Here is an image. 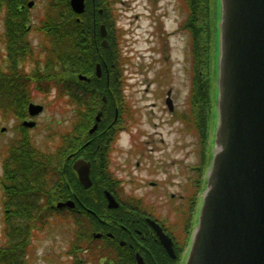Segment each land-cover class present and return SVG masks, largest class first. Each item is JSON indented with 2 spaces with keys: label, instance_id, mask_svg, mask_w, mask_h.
Wrapping results in <instances>:
<instances>
[{
  "label": "flooded vegetation",
  "instance_id": "1",
  "mask_svg": "<svg viewBox=\"0 0 264 264\" xmlns=\"http://www.w3.org/2000/svg\"><path fill=\"white\" fill-rule=\"evenodd\" d=\"M150 1L152 7H146V14L143 10L141 16L125 19L128 27L139 18L147 20L153 29L152 37L162 36L166 45L182 34L188 38L185 43L187 63L192 59L195 50L192 39L198 38V32L204 31L209 45L214 43V0L207 17L195 13L192 0H180L179 5L184 9L180 23L176 22L179 11L174 7L175 1ZM42 2L0 0V122L12 124L1 130L6 145L0 146V264H32L34 261L63 264L65 257L60 238L63 233L54 230L59 222L74 223L84 217L79 207L81 203L95 210L97 205L101 207L96 218L88 216L92 219L89 226L96 232L86 241L90 248L86 260L89 264H185L206 190L210 158L207 98L197 103L203 111L194 112L190 93L188 101L179 106L175 104L171 89L166 92L156 89L159 113H155L156 103L151 108L140 109L127 95L132 88L122 87V102L113 105L115 118L107 123L104 120L93 138L85 141V146L93 143L88 153L94 163L97 157L100 160L94 173L102 171L105 181L87 199L81 200L78 178L71 175L70 170V160L74 163L79 158L86 159L79 150L82 136L85 138L86 123L82 127L79 124L78 86L74 89L76 99L72 105V144L67 140L65 149L63 134L58 141H53L58 138L55 134L48 137V145L39 149L38 141L31 135L51 105L47 102L48 96L56 95V107L64 105L60 101L63 86L60 63L48 55V17L46 10H42ZM44 7L47 9L46 5ZM171 18L177 29L174 27L170 31L166 30V20ZM137 30L127 27L121 30L122 48L125 39L127 49L131 47L128 39H134ZM55 33L56 30L50 35L53 37ZM142 38L143 35L137 34V39ZM121 54L126 60L124 49ZM70 75L68 73V80ZM122 77L129 80L124 71ZM31 105L41 106L43 111L32 113ZM160 113L168 115L167 121ZM197 113L202 120L193 117ZM154 114L158 116L159 125L179 126L183 144L177 150L180 147L185 151L190 149L188 157L170 159L172 150L163 134L142 130L147 116ZM156 128L159 126L154 124V130ZM191 128L195 133L191 134ZM188 139L194 144L190 145ZM115 173L123 175L117 177ZM150 177L156 180L151 182ZM107 194L118 202V209L108 208ZM71 201L75 203L72 209L60 206ZM78 241L75 240L76 250L67 256V264H79ZM68 245H73L72 238Z\"/></svg>",
  "mask_w": 264,
  "mask_h": 264
},
{
  "label": "water",
  "instance_id": "2",
  "mask_svg": "<svg viewBox=\"0 0 264 264\" xmlns=\"http://www.w3.org/2000/svg\"><path fill=\"white\" fill-rule=\"evenodd\" d=\"M219 29L215 150L186 264H264V0H220ZM74 169L89 189L91 165Z\"/></svg>",
  "mask_w": 264,
  "mask_h": 264
},
{
  "label": "rangeland",
  "instance_id": "3",
  "mask_svg": "<svg viewBox=\"0 0 264 264\" xmlns=\"http://www.w3.org/2000/svg\"><path fill=\"white\" fill-rule=\"evenodd\" d=\"M174 1H175L174 7L179 11V18L176 20V22L180 23V18H183L182 12L184 11V9L183 6L181 7L179 5L181 4L180 0H172V3ZM212 1L213 0H192V4L195 7V13L199 15L203 13V15L207 17L208 14L211 13L209 11ZM214 1L216 2V0ZM108 2L110 4L109 13L112 15V18L114 20L116 36L119 34L120 37H122L121 30L125 29V27H127L128 30H130L131 28L134 30L138 29L137 31H135V33L138 32L137 34H139L140 36L143 35L142 39H137V34L134 39L130 37L128 39V43L131 46L129 49H127L126 39L123 40L124 48H122V39L116 37V41L119 45V48L121 50L124 49V52L126 53V55H124L126 57V62L132 60L130 61V64L128 63L126 65L127 68L124 67V75H126V77L129 78L128 82L132 88L129 90L127 94L128 96H130L131 99L130 101L133 102L135 106H137L140 109L151 108V105L156 103L157 105L154 108V110L155 113H159L158 101L155 100L157 91L155 90L164 89L166 92L169 89H171L174 93L173 98L176 105L179 104V106H182L180 104H185L186 101H188L187 100L188 97L191 96L193 102V104H191V108L196 109V111L198 112L199 106L195 102V97L192 98L191 91L193 90L195 86L194 84L196 83L197 79L202 80L200 82V86L202 85L203 87L206 86L205 80L202 77L198 76L199 73H202L204 71L202 69L204 65L202 62L200 63V61L198 60L197 54L194 59L190 60V63H187L185 61V51H186L185 43H188V38L183 37L182 34L181 37H178L176 35L170 40L169 43H167L168 45H166L164 44V42L167 41L163 42L162 36L159 39L155 38L156 40L152 37L153 29L150 27V22L142 18L134 20L135 24L130 25L128 27V22L125 23V19L126 18L128 19V17L134 18L135 16H137V14L138 16H141L144 11L146 14V10H147L146 7H152L153 2H151L150 0H145V1L108 0ZM42 3L44 4L42 5V10L43 11L46 10L47 17L51 21L49 26H52V31L55 30L59 31L58 28L61 27L58 22L59 18L51 19L50 13L55 17L59 15H64L63 14L64 11H62L63 10L62 6L56 9L54 8L56 6L55 3L50 0H43ZM45 5L47 6V9H45L44 7ZM49 9L52 11L50 12ZM186 15L188 14L186 13L185 17ZM212 19H215L214 14L212 15ZM129 22L132 23V21ZM174 27L177 29V24L176 25L174 24L172 18L169 21L166 20V30L171 31L173 30ZM203 38L206 39L205 35H203ZM54 40L51 39L48 41L50 48L49 49L50 58H53L55 53L63 52V46L60 44L59 41H54ZM194 40L195 37H193L192 41L194 42ZM200 41L201 40H199V38H196V41L194 42L196 48L199 45ZM64 45H66V43ZM150 50H152L153 52H149ZM146 89H148V92H145ZM55 96H56L55 94H52L50 98L48 97L47 102L51 105L47 109L44 117L39 122L40 124L39 127L34 132L31 133V135H33L35 139L38 141L39 149L48 145L50 142L49 138H52L53 135L56 134L58 136V138L54 139L53 141H58L59 136H61L62 134H67L72 129V121L74 119L72 106L68 104L67 100H65L62 108L56 107L54 104ZM39 99H41V97H39ZM154 110H151L150 112H154ZM193 111L195 112V110ZM160 116H162V118L165 121H167V118H169L168 115H161V113ZM194 116L196 115L194 114ZM58 123H62V124L58 125ZM154 124H157L159 128H156V130H154ZM159 124L160 121H158V116L156 114H154L152 117L147 116L145 124L142 126V130L148 131L150 132V134H154L157 131L163 134L169 146V149L172 150V153L169 154L170 159L181 160L185 156L188 157L189 154H187V152L190 149H187L185 151L182 149V147H180L177 150V147L182 146L183 144V142H181L182 137L180 136L178 131L179 126L175 125L170 127L168 125L162 126ZM11 125H12L11 123H6L3 121L0 122V146L6 145V138L1 137L2 128H7L8 126ZM192 133L195 132L194 131L192 132V128H191V134ZM188 141L191 142L190 145L194 144L191 140L188 139ZM193 160H195L194 156L191 157V161ZM118 171L120 172V170ZM170 174L172 173L170 172ZM115 175L117 177H121V175L123 174L115 173ZM143 175L146 176L147 174L144 173ZM154 180H156V178L150 177L149 181L152 182ZM58 224L59 225L54 231H61L63 233V235H60V238H62L63 240V249L68 248L67 238L69 239L71 238L72 231H76V232L87 231V229H82V227L78 224L73 225L72 221L65 220L63 222H59ZM48 227L50 229V226ZM33 264H44V263L35 262Z\"/></svg>",
  "mask_w": 264,
  "mask_h": 264
},
{
  "label": "trees",
  "instance_id": "4",
  "mask_svg": "<svg viewBox=\"0 0 264 264\" xmlns=\"http://www.w3.org/2000/svg\"><path fill=\"white\" fill-rule=\"evenodd\" d=\"M59 0H54L57 4ZM61 6L64 11L62 15V35L61 39L66 45L63 46V52L61 53V59L63 62L62 72H67L70 67V72L73 70L74 65H78V73L86 75L91 78L90 84L77 82L78 90L80 92V104H85V118L86 120H92L95 112L98 108H108L111 105L119 101V89H120V57L118 54V43L113 38V24L109 20V4L108 0H94L99 8L104 9V16H94L93 10L87 12L82 16V23H77L75 14H73L70 8V0H60ZM93 3V0H88L89 8ZM109 10V11H108ZM106 23L110 32L109 41L110 48H102L99 36V24ZM68 32H65L67 31ZM112 33V35H111ZM103 64L109 69L111 81L108 85L107 77L104 76L102 80L95 78L94 69L96 64ZM112 64L115 65L113 70ZM74 73V72H73ZM103 96L108 99V105H104L102 102ZM73 99V93L71 94ZM82 107V109H83Z\"/></svg>",
  "mask_w": 264,
  "mask_h": 264
}]
</instances>
